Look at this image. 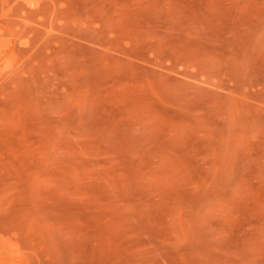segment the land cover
<instances>
[{"label": "rangeland", "instance_id": "374dc122", "mask_svg": "<svg viewBox=\"0 0 264 264\" xmlns=\"http://www.w3.org/2000/svg\"><path fill=\"white\" fill-rule=\"evenodd\" d=\"M0 264H264V0H0Z\"/></svg>", "mask_w": 264, "mask_h": 264}, {"label": "bare ground", "instance_id": "6f19581e", "mask_svg": "<svg viewBox=\"0 0 264 264\" xmlns=\"http://www.w3.org/2000/svg\"><path fill=\"white\" fill-rule=\"evenodd\" d=\"M5 41V40H4ZM3 42V41H2ZM2 52H3V50H2Z\"/></svg>", "mask_w": 264, "mask_h": 264}]
</instances>
